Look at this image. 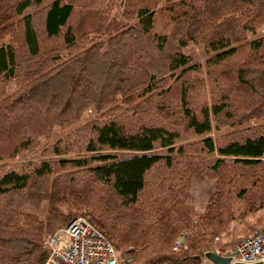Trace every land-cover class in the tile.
Segmentation results:
<instances>
[{
    "label": "trees",
    "instance_id": "trees-1",
    "mask_svg": "<svg viewBox=\"0 0 264 264\" xmlns=\"http://www.w3.org/2000/svg\"><path fill=\"white\" fill-rule=\"evenodd\" d=\"M262 28L264 0H0V264L77 216L123 264L264 226Z\"/></svg>",
    "mask_w": 264,
    "mask_h": 264
},
{
    "label": "built area",
    "instance_id": "built-area-1",
    "mask_svg": "<svg viewBox=\"0 0 264 264\" xmlns=\"http://www.w3.org/2000/svg\"><path fill=\"white\" fill-rule=\"evenodd\" d=\"M213 241L217 243L219 237H214ZM43 244L48 251L43 264H123L120 252L84 216H77L65 226L45 234ZM186 248L184 234L181 233L173 243V250ZM207 253L228 258V264H264V226L240 236L232 243L215 244L209 249L196 247L195 256L190 259L148 264H216L207 257Z\"/></svg>",
    "mask_w": 264,
    "mask_h": 264
},
{
    "label": "rangeland",
    "instance_id": "rangeland-1",
    "mask_svg": "<svg viewBox=\"0 0 264 264\" xmlns=\"http://www.w3.org/2000/svg\"><path fill=\"white\" fill-rule=\"evenodd\" d=\"M68 3H72V4H83V5H87L90 7H104L108 1H112L114 3V9L117 12H120L122 9V2L124 0H65ZM264 32V28L259 29L258 33H263ZM186 53L188 55L193 56V60L197 63L202 64L204 61V55L202 53L201 47L200 46H190L188 48H186ZM15 88L13 83H10V85L8 86V92H11L13 89ZM93 113L91 112H87L84 114L83 119L86 120L88 118H90L92 116ZM62 132L58 129H56L54 131L53 137H57L61 134ZM32 156V153H20L18 154L15 159L11 162L12 165L24 160V159H28ZM236 233V237L242 236V232L239 230H235ZM209 264V263H208Z\"/></svg>",
    "mask_w": 264,
    "mask_h": 264
},
{
    "label": "water",
    "instance_id": "water-1",
    "mask_svg": "<svg viewBox=\"0 0 264 264\" xmlns=\"http://www.w3.org/2000/svg\"><path fill=\"white\" fill-rule=\"evenodd\" d=\"M207 257L212 260L214 263L216 264H228L229 263V259L228 258H222V257H219L215 254H212V253H207L206 254ZM232 264H262L261 262H257V263H240V262H235V263H232Z\"/></svg>",
    "mask_w": 264,
    "mask_h": 264
}]
</instances>
